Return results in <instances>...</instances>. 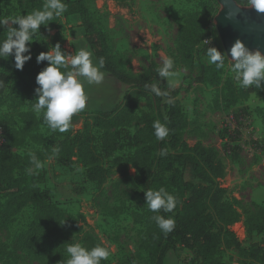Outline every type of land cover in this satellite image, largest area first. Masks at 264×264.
Wrapping results in <instances>:
<instances>
[{
  "label": "rangeland",
  "instance_id": "rangeland-1",
  "mask_svg": "<svg viewBox=\"0 0 264 264\" xmlns=\"http://www.w3.org/2000/svg\"><path fill=\"white\" fill-rule=\"evenodd\" d=\"M217 3L216 6L211 0H87L91 23L99 35V51L112 58L123 71L142 76L153 64L159 68L162 58L171 56L179 70L174 78L175 88L186 78V84L191 83L190 89L182 91L177 98L187 119L183 141L190 147L200 144L219 152L226 169L221 187L227 190L228 203L234 204L241 214L230 230L245 250L225 249L220 243L219 254L225 264H264V252L257 247L264 249V222H259L260 216L253 219L259 213L258 207L264 208V90L259 96L253 94L247 101L224 108L219 95L224 79L231 73L230 64L222 74L211 76L209 83H192L200 74L201 63L208 67L212 64L207 56L198 58L197 48L187 57L180 48L181 28L188 17L196 14L199 19H209L210 36L222 47L218 17L223 8L218 0ZM28 13L31 12L20 15ZM3 14L5 18L16 16L11 7H4ZM50 23V31L42 26L39 42L31 45L35 68L30 67V75L25 77L31 95L24 94L26 85L18 86L20 81L15 77L0 94V147L5 142L12 144L13 154L19 157L11 165L9 175L24 187L38 189L44 200L60 210L75 225L77 243L110 247L112 255L103 263L149 264L147 238L153 214L146 206L145 194L136 184L137 172L128 159L129 148L114 151L109 159L103 160L107 171L104 181L99 176H88L80 148L83 142L92 147L87 137L99 134L95 126L97 113L122 106L131 89L107 73L102 84L86 86L89 105L74 117V127L63 134L52 132L44 124L43 115L38 116L31 110L29 102L37 99L36 76L47 66V62L37 64L36 56L40 52L60 43L69 54L82 48L92 53L78 15ZM1 34L5 35L4 29ZM93 60L97 62L94 55ZM1 63L0 58V69ZM154 104L142 99L137 102L138 109L134 113L129 111L131 117L139 115L143 119L142 122L134 118L130 121L128 130L132 134L144 126L143 113H151ZM22 113L30 114L23 116ZM112 135L113 140L127 143L119 128L112 130ZM57 147L59 154L49 160ZM29 152H34L44 164L38 174L28 175L25 171L30 166ZM78 168L82 171H77ZM185 179L195 185H206L195 178L190 167ZM2 186L0 211L9 201V183ZM35 213L36 208L28 205L12 220L0 217V264H37L14 242L29 228ZM209 227L216 233L214 221ZM194 259L193 251L179 248L170 254L166 264H191Z\"/></svg>",
  "mask_w": 264,
  "mask_h": 264
},
{
  "label": "trees",
  "instance_id": "trees-1",
  "mask_svg": "<svg viewBox=\"0 0 264 264\" xmlns=\"http://www.w3.org/2000/svg\"><path fill=\"white\" fill-rule=\"evenodd\" d=\"M211 1L217 6V0ZM65 3L68 5V11L63 17L78 15L81 18L86 33L84 39L94 57L97 62L100 57L105 60L103 70L131 89L122 106L97 113L95 126L99 129V134L97 136L89 134L87 137V141L91 140L92 147L86 145L87 142L80 145L81 157L85 162L88 176H99L104 181L107 171L103 168V160L109 159L114 151L128 147L130 150L128 159L136 169L135 181L138 188L144 193L148 189L158 190L164 187L175 195L179 202L174 213H160L175 219L176 227L168 235L157 227L152 219L156 213L152 212L147 238L149 264H166L170 254L179 248H186L195 253V259L191 264H225L219 254L218 244L222 243L225 249L245 250L233 238L230 230V227L241 218V214L234 204L228 203L227 190L221 187L220 181L224 178L226 169L219 152L200 144L190 147L183 141L187 119L177 98L182 91L190 89L191 83L186 84V78L180 87L168 89L174 98V103L165 104L162 98L156 97L144 87L146 83L152 82L159 83L161 88L167 87V81L161 80L158 76V67L153 64L148 73L142 76H132L123 71L112 58L99 51L97 44L99 35H96L91 23L87 0H65ZM236 3L243 7V0H236ZM43 4L44 0H0V17L4 16V7L14 8L18 16L23 12L42 9ZM10 14L12 15V12ZM192 17H188L181 28L180 48L183 56L187 57L191 50L197 48L196 54L198 58H202L206 56L208 46L224 52L210 36L209 19H199L197 14ZM59 21L60 18L54 20V22ZM4 38L5 35L1 34L0 29V40ZM205 40H210L211 43L208 45ZM1 59L0 80L5 82V86L0 88V94L6 90L10 79L15 77L20 81L18 86L26 85L24 94L30 96L31 87L25 77L30 75L28 70H31L30 67L35 68L34 57L32 62L25 64L22 71L16 69L14 56ZM228 64L230 61L226 60L225 67L217 69L215 65L208 67L205 63H201L200 74L192 83H209L211 76L217 77L222 74ZM262 91L254 87L249 89L239 87L234 79V73L231 72L222 83L219 97L224 108H227L247 101L253 94L259 96ZM142 99L154 101L155 104L151 113H143V117L146 118L144 126L137 133L132 134L128 130L130 121L134 118L142 122L143 119L139 115L131 117L129 111L134 113L138 109L137 102ZM29 114L22 113L23 116ZM155 120L166 123L171 129L170 135L163 141L157 140L154 135L152 124ZM118 128L126 144L112 139V130ZM231 140L235 139L231 138ZM12 148L13 145H7L6 142L0 147V178H3L0 186L9 183L7 187L9 201L6 208L0 211V217L2 216V219L9 217L12 220V217L21 210L33 205L36 208L34 220L14 242L18 249L26 250L37 264H62V261L66 262L69 258L66 253V243H77L76 227L60 210L44 200L38 189L24 187L9 175L11 165L19 158L13 154ZM98 149H100L99 154H97ZM161 149H167V156L160 155ZM189 167L195 178L206 185H195L185 179V172ZM258 209V215L252 217L254 219L260 216L259 222H264V208L258 207ZM213 221L216 223V233L209 227V223ZM59 222L65 223L61 225ZM94 246L93 243H89L85 247ZM257 247L264 252L261 246Z\"/></svg>",
  "mask_w": 264,
  "mask_h": 264
},
{
  "label": "clouds",
  "instance_id": "clouds-1",
  "mask_svg": "<svg viewBox=\"0 0 264 264\" xmlns=\"http://www.w3.org/2000/svg\"><path fill=\"white\" fill-rule=\"evenodd\" d=\"M234 2L239 10L254 9L257 13H264V0H243V7L237 4L236 0ZM67 11L68 5L65 0H44L42 9L26 15L0 17V29H4L5 34V38L0 40V58L14 56L16 69L22 71L25 64L33 58L31 45L34 41L39 42L42 36L41 27L50 31V22L62 18ZM205 43L209 45L211 41L205 40ZM206 56L208 62L217 69H223L225 61H230V71L234 73V79L239 87L264 90V52L259 48L251 50L243 41L237 40L226 52L208 46ZM36 62L37 64L47 62V66L36 76L37 99L29 102L31 110L38 116L43 115L44 124L52 132L67 133L74 127V117L83 113L89 105L90 97L86 92V86L100 85L105 81L106 72L103 70L105 60L100 57L98 62H94L93 54L84 48L69 54L60 43H56L54 46L49 45L48 51L40 52L36 56ZM157 73L161 80L167 81V87L161 88L159 83L152 82L146 83L145 89L162 98L165 104L174 103V98L168 90L176 87L174 78L179 75L174 58L171 56L162 58ZM4 86L5 82L0 80V88ZM152 127L159 141L170 135L171 129L160 120L153 121ZM59 152L58 147L54 148L49 160L56 157ZM167 154V149L160 150L161 156ZM29 163L30 166L25 169L28 175L38 174L44 167L34 152H29ZM77 171L82 169L78 168ZM144 194L148 210L156 213L152 219L157 227L165 235L174 231L175 219L160 213H174L179 203L177 197L164 187L158 190L148 189ZM59 223L64 225L65 222ZM66 253L69 258L66 262L62 261V264H103L109 260L112 250L103 244L87 248L81 243H66Z\"/></svg>",
  "mask_w": 264,
  "mask_h": 264
},
{
  "label": "water",
  "instance_id": "water-1",
  "mask_svg": "<svg viewBox=\"0 0 264 264\" xmlns=\"http://www.w3.org/2000/svg\"><path fill=\"white\" fill-rule=\"evenodd\" d=\"M218 2L223 8L218 17V31L224 52L237 40L243 41L251 50L259 48L264 52V13L239 10L234 0Z\"/></svg>",
  "mask_w": 264,
  "mask_h": 264
}]
</instances>
